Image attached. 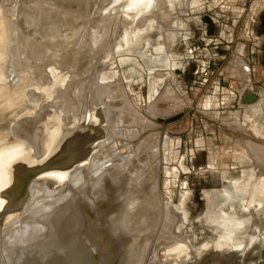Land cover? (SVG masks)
I'll return each instance as SVG.
<instances>
[{"label": "rangeland", "instance_id": "rangeland-1", "mask_svg": "<svg viewBox=\"0 0 264 264\" xmlns=\"http://www.w3.org/2000/svg\"><path fill=\"white\" fill-rule=\"evenodd\" d=\"M223 1L229 4L228 8L221 5ZM263 8L264 0H181L178 8L172 1L161 2L152 13L165 28L166 52L152 55L132 45L115 51L114 57L94 74L77 123L85 122L82 132L88 133L92 128H101L103 117L105 137L88 153L85 148L81 150L82 144L80 151L86 161L74 172L50 175L66 183L88 182L82 184L85 199L92 202V196H96V210L102 215L112 216L117 208L127 235L122 242L134 245L135 257L141 249L145 256L146 245H152L157 227L151 226L162 219L163 199L174 216L169 226H175V233L170 235L165 232L170 227H162L163 242L171 246V252H167L171 255L162 256V264L185 263L190 251L197 255L196 250L202 252L212 246L242 248L243 244L233 245L239 226L244 224L240 218H249L250 227L254 219L264 224V76L260 66L264 52ZM187 18L198 19L188 23ZM228 32L233 34L231 41H217ZM205 39L213 41L208 46ZM243 43L256 48L252 66L256 71L248 81L246 72L250 67L238 58L239 47L241 55L248 57ZM206 47L211 54L207 59H190L182 66L176 60L189 50L195 54ZM159 118L167 123L159 122ZM58 135L55 128L46 156L52 154ZM10 148L6 149L9 154L21 150L20 146ZM53 154L51 157L56 159ZM95 160V170L107 168L99 176L91 165H96ZM240 169L246 171L233 182V188L231 184L224 188L219 182L222 174ZM174 179L178 184L171 190L174 183L167 180ZM3 180L8 182L0 188V194L10 183L2 176ZM194 187L208 192L207 201L214 210L209 219L225 230L211 244H194L178 229L180 217L172 204L177 203L178 193ZM166 189L170 190L169 200ZM147 194L150 215L128 231L124 216L135 204H142ZM137 215L130 218L131 222ZM142 226L150 228L143 233Z\"/></svg>", "mask_w": 264, "mask_h": 264}, {"label": "water", "instance_id": "water-1", "mask_svg": "<svg viewBox=\"0 0 264 264\" xmlns=\"http://www.w3.org/2000/svg\"><path fill=\"white\" fill-rule=\"evenodd\" d=\"M164 1L181 5V0H0V184L2 176L10 180L0 194V264H162V255H171L163 242L165 199L161 221L152 222L157 230L146 245L145 262L134 256V245L122 242L127 235L117 208L112 216L102 215L96 196L85 199L82 184L88 182L66 183L50 175L72 173L86 161L82 144L88 153L104 139L103 117L101 128L88 133L82 132L85 122H77L94 74L115 51L138 45L152 55L166 52L165 28L152 13ZM55 128L53 159V151L46 155ZM11 146L21 150L9 154ZM242 221L237 233L250 232L247 253L211 245L191 264H264V224Z\"/></svg>", "mask_w": 264, "mask_h": 264}, {"label": "flooded vegetation", "instance_id": "flooded-vegetation-1", "mask_svg": "<svg viewBox=\"0 0 264 264\" xmlns=\"http://www.w3.org/2000/svg\"><path fill=\"white\" fill-rule=\"evenodd\" d=\"M262 24L264 25V15H263ZM212 29H214L213 26H212ZM260 66H261V74L264 76V52L260 56ZM244 170L245 169H242V170L240 169L238 171H233L232 173L231 172L223 173L221 178L219 179V182H221L224 188L228 187L229 184H231V187H232L233 182L242 177L243 175L242 172ZM167 181L172 182V184L174 183L173 185H170L171 190H173V186L175 185V183L178 184V181L176 179H174V181L172 180H167ZM180 188L183 189L185 187H180ZM168 190L169 189H166L165 193H166V197L169 200L170 190L169 191ZM178 195L179 197H178L177 203L172 204L173 205L172 207L174 208V210L178 213L180 217L179 219L180 225L178 227V229L180 230L179 232L181 234L183 233L184 236L189 237L190 240L194 242V244H198L202 241H203L202 242L203 244H207V243L211 244L215 242L218 239L219 234L223 232L224 227L221 228L220 225H216V223H212L209 219V214L210 213L214 214V210L211 209L210 203H208L207 201L208 195H209L208 192L206 190L200 189V187L198 188L194 187V188L182 191L178 193ZM240 219L242 220V218ZM220 220L221 219H219V221ZM242 237H244V241L239 240V239H242ZM236 238L239 240L240 244H243L242 249H241L242 252L247 253L248 249L252 248V246L251 247L247 246L252 243L247 242L248 238L245 234L237 233ZM238 240H235L234 244L232 242H230V244L238 245L239 244L237 243ZM230 246L232 247V245ZM196 252H197V255L200 254V252H198L197 250ZM197 255L196 253L190 251V258H186L188 262L185 261L184 263V260H183V261H180L181 263L179 264H188V263L191 264V261L194 262L198 258L196 257Z\"/></svg>", "mask_w": 264, "mask_h": 264}, {"label": "bare ground", "instance_id": "bare-ground-1", "mask_svg": "<svg viewBox=\"0 0 264 264\" xmlns=\"http://www.w3.org/2000/svg\"><path fill=\"white\" fill-rule=\"evenodd\" d=\"M59 136V135H58ZM20 139V138H19ZM23 140V139H22ZM52 143V142H51ZM16 147V146H15ZM12 149H13V147H12ZM8 150V149H7ZM19 150V149H18ZM51 150V149H50ZM82 150V149H81ZM9 152V151H8ZM12 152V151H11ZM13 153V152H12ZM12 153H10V154H12ZM99 155V154H98ZM124 157V156H123ZM130 157V156H129ZM125 158H126V156H125ZM2 159H3V157H2ZM2 159H0L1 161H0V165L2 164V163H4V161H2ZM119 159V158H118ZM129 159V158H128ZM125 160V159H124ZM97 160H95V164L96 165H94V162L93 163H91V165H93V167L94 166H97V162H101V161H99V159H98V161L96 162ZM103 162V161H102ZM111 163V162H110ZM99 164V163H98ZM102 164V163H101ZM100 164V165H101ZM112 165V164H111ZM103 166V165H102ZM102 166H99V168L100 167H102ZM106 167H107V164L105 165ZM108 169H110V165H109V163H108ZM107 170V168H104V169H100V171H98V170H95V167H94V174L96 175V171H98V173H97V175L96 176H99V173L101 172V170L103 171V170ZM145 169V168H144ZM148 170V169H147ZM262 170V169H261ZM74 172V171H73ZM78 172H79V170H78ZM82 172V171H81ZM87 172V171H86ZM64 174V173H63ZM150 175H151V173H149ZM96 176H94V177H96ZM139 176V175H138ZM152 176H153V174H152ZM8 178V177H7ZM140 178V177H139ZM149 178V177H148ZM154 178V177H153ZM5 179V178H4ZM9 179V178H8ZM117 180H118V178H117ZM136 180V179H135ZM8 181H2L1 182V184H0V188L5 184V183H7ZM71 182V181H70ZM80 182V181H79ZM97 182H99V181H97ZM96 182V183H97ZM153 182V181H152ZM124 184V183H123ZM96 185V184H95ZM6 186V185H5ZM94 186V185H93ZM93 186H92V188H93ZM117 186V185H116ZM98 187V186H97ZM124 187H125V185H124ZM121 189V188H120ZM135 191V190H134ZM134 191H131V193L132 192H134ZM137 191V190H136ZM118 193V192H117ZM135 193H137V192H135ZM117 195V194H116ZM130 196V195H129ZM133 196V195H132ZM146 196V197H145ZM144 197H145V199H144V201L142 202V204L140 203H137V205H138V207H136V204L132 207V208H130V210L127 212L128 213V215H127V217L126 216H124L126 219H128L127 220V222H128V224L125 226L126 227V229L128 230V231H130V229H132V225H138V223L139 222H142L144 219L143 218H146V217H148L149 215H150V212H151V210H149L148 208V205H149V199L150 198H147V196H148V194L147 195H145ZM150 196V195H149ZM131 199H132V197H131ZM127 200V199H126ZM157 200V199H156ZM136 201V200H135ZM154 201V200H153ZM153 201H151V203L153 202ZM131 204H133V203H131ZM153 204V203H152ZM131 206V205H130ZM124 207V206H123ZM152 207V206H151ZM153 207H154V205H153ZM141 209H142V211H141ZM152 209V208H151ZM140 210V211H139ZM140 212V215H139V213H137V212ZM168 212V215H169V217L167 218V223H168V227H170L169 229H167V227H166V229L167 230H165V232H167V233H169L170 235L171 234H173V233H175V231H174V229H175V226H173V225H170L169 226V224H170V218H171V220H172V218L174 217L173 216V214H172V212H170V209H168L167 210ZM135 214H138L137 216H138V218H136L135 220H132V222H131V219L130 218H132V216H133V218H135ZM126 219H125V221H126ZM126 222V223H127ZM136 222H138V223H136ZM150 225V224H149ZM124 227V226H123ZM149 226H142L141 227V229H142V232H143V230H144V232H145V228H148ZM150 228V227H149ZM151 228H152V226H151ZM134 230H136L137 228H133ZM139 231V229L138 230H136V232H138ZM143 232V233H144ZM139 233H141V231L139 232ZM135 234V233H134ZM146 239V241H149V239H147L148 237H146V234H145V236H144ZM169 240V239H168ZM167 243V242H166ZM178 246V245H177ZM171 247V246H170ZM169 247V245L168 244H166V248H165V253H167L168 251H170L171 250V248ZM142 251H143V249H141L140 251H139V253L138 254H136V255H138L137 256V258H139V259H141V260H144V258H145V256L143 255L144 253H142ZM171 252V251H170ZM162 256H164V255H162ZM166 264H169V262H165Z\"/></svg>", "mask_w": 264, "mask_h": 264}, {"label": "crops", "instance_id": "crops-1", "mask_svg": "<svg viewBox=\"0 0 264 264\" xmlns=\"http://www.w3.org/2000/svg\"><path fill=\"white\" fill-rule=\"evenodd\" d=\"M226 1H223L222 3H221V5H224V8H228V5L229 4H226L225 3ZM218 6H220V5H218ZM264 9V8H263ZM263 9H261L260 11H262ZM259 11V12H260ZM258 12V13H259ZM255 15H258V14H255ZM200 17V16H199ZM196 19H198V18H194V19H186V22H188V23H190L189 21H191L192 23H194L195 22V20ZM199 20H200V18H199ZM201 21V20H200ZM199 21V22H200ZM184 22H185V20H183V24H184ZM198 21H196V23H197ZM211 27V26H210ZM226 28H224V30H225ZM179 35H181V34H179ZM178 35V36H179ZM232 36H233V34L232 33H226V34H224V33H222V35L221 36H219L220 37V39L222 38V40H220V39H217V41L218 42H220V43H223V41H231V39H232ZM207 42H208V46H209V44H210V42H212L213 40L212 39H210V40H208V39H205ZM241 45H243V46H246L247 48H248V57H246V55H244V53H242V55H241V52H240V47H239V51H238V58H240L241 59V63L243 64V63H247L248 65H249V67H250V69L248 70V72L249 73H247L245 70H244V72H246V77H247V81H248V78L249 79H251V74H252V72L253 71H256L255 70V68L254 67H252V66H254V59H253V57H254V55H255V53H256V48H255V45L254 44H250V43H243V44H241ZM240 45V46H241ZM264 45V44H263ZM262 45V46H263ZM264 49V48H263ZM174 56V55H173ZM200 57H204V59H207L208 57H211V54H210V48H204V49H202V50H200V51H198L197 53H193L192 51H190L189 50V53H184V54H180V55H178L177 56V58H176V60L178 61V63H179V65H181V64H185L186 65V63H188V60H190V59H197L196 61L197 62H200V61H202V59H200ZM161 61V60H160ZM205 62V61H204ZM203 62V63H204ZM164 64L166 65V66H168V64H167V62H166V60L164 61ZM244 65V64H243ZM182 66V65H181ZM181 66H179V67H181ZM244 69V68H243ZM163 71V70H162ZM166 71V70H165Z\"/></svg>", "mask_w": 264, "mask_h": 264}, {"label": "built area", "instance_id": "built-area-1", "mask_svg": "<svg viewBox=\"0 0 264 264\" xmlns=\"http://www.w3.org/2000/svg\"><path fill=\"white\" fill-rule=\"evenodd\" d=\"M208 75H209V73L206 74L207 77H208ZM225 84H226V82H225Z\"/></svg>", "mask_w": 264, "mask_h": 264}]
</instances>
